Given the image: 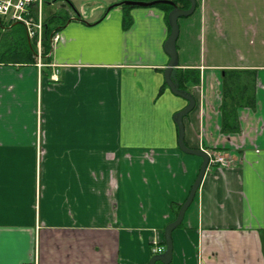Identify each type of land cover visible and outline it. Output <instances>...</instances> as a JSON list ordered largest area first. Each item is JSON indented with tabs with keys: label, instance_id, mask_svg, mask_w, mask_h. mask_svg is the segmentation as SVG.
I'll use <instances>...</instances> for the list:
<instances>
[{
	"label": "crops",
	"instance_id": "obj_1",
	"mask_svg": "<svg viewBox=\"0 0 264 264\" xmlns=\"http://www.w3.org/2000/svg\"><path fill=\"white\" fill-rule=\"evenodd\" d=\"M70 1L77 14L46 7L68 17L48 55L56 79L0 63V264H149L201 164L177 144L187 101L159 93L170 29L155 6L129 9L123 29L122 6L107 9L120 0ZM178 24L177 67L200 75L184 143L229 164L206 168L170 264H264V0H196ZM225 69L256 76L237 133L220 130Z\"/></svg>",
	"mask_w": 264,
	"mask_h": 264
},
{
	"label": "trees",
	"instance_id": "obj_2",
	"mask_svg": "<svg viewBox=\"0 0 264 264\" xmlns=\"http://www.w3.org/2000/svg\"><path fill=\"white\" fill-rule=\"evenodd\" d=\"M64 1L74 11V13L77 14L71 1ZM122 1L123 0L112 3L108 7L113 8L115 6H122L125 10L122 18V27L123 29H127L132 21L128 11L135 6L124 5ZM172 1L181 9H187L190 6L189 0ZM48 3L49 0H44V21L41 37L42 54L45 62H48L49 59L48 53L50 50V38L58 32L59 28L64 25L68 19L67 16L61 15L59 11L46 8ZM153 6L161 8L164 11L165 20L168 24L167 16L169 11L172 9V6L163 3L155 4ZM76 16L78 17L79 15ZM36 55L37 51L35 40L28 37L25 26L19 22H13L4 17H0V63H35ZM172 78L178 89L187 92H191V89L200 82L199 70L196 68L176 67L173 70ZM221 82L222 92L221 103L219 106V111L221 113L220 130L224 133H237L240 131V124L237 115L238 109L241 107L254 108L255 106L253 89L256 85V76L252 73V71L244 73L234 69H225L223 70ZM166 87V83L163 82L159 89V93ZM250 87L253 89L250 90ZM179 207L180 206L177 207L176 212Z\"/></svg>",
	"mask_w": 264,
	"mask_h": 264
},
{
	"label": "water",
	"instance_id": "obj_3",
	"mask_svg": "<svg viewBox=\"0 0 264 264\" xmlns=\"http://www.w3.org/2000/svg\"><path fill=\"white\" fill-rule=\"evenodd\" d=\"M189 2H190L189 8L181 9L172 0H151V1L123 0L122 1L124 5H129V6L149 7L155 4H159V3L169 4L172 6V9L169 11L168 16H167V21L170 27V32L164 42V51L169 56V60L163 70V77H164V82L166 83L170 91L173 94L178 95L187 101V104L183 108L175 112L174 117H173L175 124L177 126L178 147L180 148L181 151L187 154L196 155V156L201 157V164L199 166L198 173L193 183L191 184L187 197L185 198L184 202L179 207V210L177 212L175 219L169 222L165 226V229H164L165 249L162 253L154 254L150 258L149 264H156L157 262H161L162 264L171 263L172 254H173V243H172L171 233L173 229L181 223L185 210L191 203L203 179V176L205 174V171H206V168L209 162V155L207 151L201 148H189L184 143L183 117L194 109L196 101L191 93L178 89L176 83L174 82L172 78L173 70L174 68L178 66V55H177V49H176V40L179 34L178 19L182 16H188L192 14L196 8V0H189ZM107 9H110V8L108 7Z\"/></svg>",
	"mask_w": 264,
	"mask_h": 264
},
{
	"label": "built area",
	"instance_id": "obj_4",
	"mask_svg": "<svg viewBox=\"0 0 264 264\" xmlns=\"http://www.w3.org/2000/svg\"><path fill=\"white\" fill-rule=\"evenodd\" d=\"M44 0H0V17H4L13 22H19L26 28L27 35L29 38L35 40L36 44V66L40 70L43 67L51 66L54 67V73L52 78L56 79L58 72L57 65L45 62L42 54L41 37L44 21ZM57 33L52 35L50 38V45L57 40ZM49 55V53H48ZM209 165L227 166L229 164L226 157L219 153L208 152ZM153 251L155 253H162L164 246L155 243Z\"/></svg>",
	"mask_w": 264,
	"mask_h": 264
},
{
	"label": "rangeland",
	"instance_id": "obj_5",
	"mask_svg": "<svg viewBox=\"0 0 264 264\" xmlns=\"http://www.w3.org/2000/svg\"><path fill=\"white\" fill-rule=\"evenodd\" d=\"M59 13H60V12H59ZM60 14H61V13H60ZM61 15H62V14H61ZM163 78H164V77H163ZM163 80H164V79H163ZM166 88H168V87H166ZM251 89H253V88H252V87H250V90H251ZM169 90H170V89H169Z\"/></svg>",
	"mask_w": 264,
	"mask_h": 264
}]
</instances>
